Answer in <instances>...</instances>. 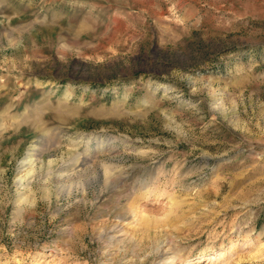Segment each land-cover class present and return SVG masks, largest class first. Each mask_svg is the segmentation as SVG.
<instances>
[{
    "label": "rangeland",
    "instance_id": "rangeland-1",
    "mask_svg": "<svg viewBox=\"0 0 264 264\" xmlns=\"http://www.w3.org/2000/svg\"><path fill=\"white\" fill-rule=\"evenodd\" d=\"M0 264H264V0H0Z\"/></svg>",
    "mask_w": 264,
    "mask_h": 264
},
{
    "label": "bare ground",
    "instance_id": "bare-ground-1",
    "mask_svg": "<svg viewBox=\"0 0 264 264\" xmlns=\"http://www.w3.org/2000/svg\"><path fill=\"white\" fill-rule=\"evenodd\" d=\"M21 162H22V161H21ZM24 162H25V161H24ZM29 163H30V162H29ZM31 164H32V163H31ZM24 166H25V164H24ZM26 167H27V166H26ZM26 167H25V168H26ZM201 257H202V256H198V257H196V259H198V260L196 261L197 263L201 260V259H200Z\"/></svg>",
    "mask_w": 264,
    "mask_h": 264
}]
</instances>
